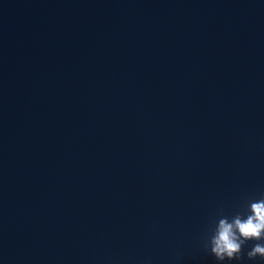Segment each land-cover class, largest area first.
Masks as SVG:
<instances>
[{
    "label": "water",
    "instance_id": "obj_1",
    "mask_svg": "<svg viewBox=\"0 0 264 264\" xmlns=\"http://www.w3.org/2000/svg\"><path fill=\"white\" fill-rule=\"evenodd\" d=\"M262 197L264 0H0V264H221Z\"/></svg>",
    "mask_w": 264,
    "mask_h": 264
},
{
    "label": "clouds",
    "instance_id": "obj_2",
    "mask_svg": "<svg viewBox=\"0 0 264 264\" xmlns=\"http://www.w3.org/2000/svg\"><path fill=\"white\" fill-rule=\"evenodd\" d=\"M257 241L247 252L249 259H264V197L249 202L246 214L237 213L231 219L222 216L216 225L205 250H210L217 261L240 260L244 246Z\"/></svg>",
    "mask_w": 264,
    "mask_h": 264
}]
</instances>
